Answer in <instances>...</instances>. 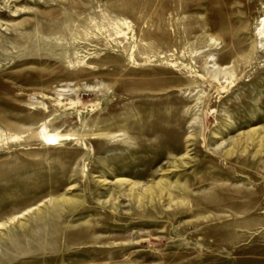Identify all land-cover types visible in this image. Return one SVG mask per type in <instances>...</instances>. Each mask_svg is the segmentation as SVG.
Returning a JSON list of instances; mask_svg holds the SVG:
<instances>
[{
	"label": "rangeland",
	"instance_id": "rangeland-1",
	"mask_svg": "<svg viewBox=\"0 0 264 264\" xmlns=\"http://www.w3.org/2000/svg\"><path fill=\"white\" fill-rule=\"evenodd\" d=\"M263 27L264 0H0V264H264Z\"/></svg>",
	"mask_w": 264,
	"mask_h": 264
},
{
	"label": "bare ground",
	"instance_id": "bare-ground-1",
	"mask_svg": "<svg viewBox=\"0 0 264 264\" xmlns=\"http://www.w3.org/2000/svg\"><path fill=\"white\" fill-rule=\"evenodd\" d=\"M264 28V27H263ZM213 65L211 66L213 69H215V71L219 74H223V73H226V69L223 68V67H220L217 63L218 61H216V59L213 57L211 59ZM215 61V62H214ZM210 68V67H209ZM40 135L43 139V141L46 143V144H49V145H56L60 140H63V139H66L69 135L66 134V135H63V134H60L58 132L56 133H50L48 130H47V127L45 125H41L40 128ZM163 191V190H162Z\"/></svg>",
	"mask_w": 264,
	"mask_h": 264
}]
</instances>
